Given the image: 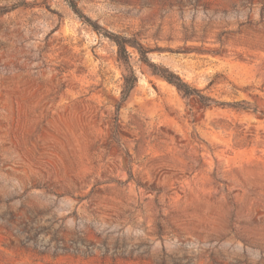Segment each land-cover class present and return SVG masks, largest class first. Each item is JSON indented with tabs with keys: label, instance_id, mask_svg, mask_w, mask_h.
I'll use <instances>...</instances> for the list:
<instances>
[{
	"label": "rangeland",
	"instance_id": "rangeland-1",
	"mask_svg": "<svg viewBox=\"0 0 264 264\" xmlns=\"http://www.w3.org/2000/svg\"><path fill=\"white\" fill-rule=\"evenodd\" d=\"M0 264H264V0H0Z\"/></svg>",
	"mask_w": 264,
	"mask_h": 264
},
{
	"label": "trees",
	"instance_id": "trees-1",
	"mask_svg": "<svg viewBox=\"0 0 264 264\" xmlns=\"http://www.w3.org/2000/svg\"><path fill=\"white\" fill-rule=\"evenodd\" d=\"M71 7L77 14H79V9L77 8V6L71 5ZM116 38H117V41L115 39L114 42L118 45V47L121 51H124V53H127V47L131 46V47L136 48L140 52L141 55H144V53L142 52V49L140 47H135L134 43H132L131 41H128L127 39L121 38L119 36ZM118 38H120L122 41H118ZM157 76L163 78L169 84L175 86L180 93H182L186 96L192 95L191 87L187 83H185L177 75H175V74L165 75L163 73L157 72Z\"/></svg>",
	"mask_w": 264,
	"mask_h": 264
}]
</instances>
